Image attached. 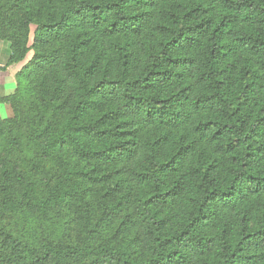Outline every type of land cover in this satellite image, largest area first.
I'll return each instance as SVG.
<instances>
[{
	"label": "trees",
	"instance_id": "obj_1",
	"mask_svg": "<svg viewBox=\"0 0 264 264\" xmlns=\"http://www.w3.org/2000/svg\"><path fill=\"white\" fill-rule=\"evenodd\" d=\"M0 41V264H264V0H0Z\"/></svg>",
	"mask_w": 264,
	"mask_h": 264
},
{
	"label": "crops",
	"instance_id": "obj_2",
	"mask_svg": "<svg viewBox=\"0 0 264 264\" xmlns=\"http://www.w3.org/2000/svg\"><path fill=\"white\" fill-rule=\"evenodd\" d=\"M10 56V46L6 42L0 41V97H6L12 94L16 87V75L28 62L26 60L22 63L6 67ZM30 57L31 54L28 56V59ZM0 115L5 119L12 118V108L7 104H1Z\"/></svg>",
	"mask_w": 264,
	"mask_h": 264
},
{
	"label": "rangeland",
	"instance_id": "obj_3",
	"mask_svg": "<svg viewBox=\"0 0 264 264\" xmlns=\"http://www.w3.org/2000/svg\"><path fill=\"white\" fill-rule=\"evenodd\" d=\"M6 44H8V43H6ZM8 46H9V44H8ZM16 88H17V83H16V87H15V89L13 90V92H12V94H10V95H13L14 93H15V91H16ZM10 95H8V96H10ZM11 107V106H10ZM12 108V107H11ZM13 111V110H12ZM2 117V116H1ZM3 118V117H2ZM3 119H5V118H3Z\"/></svg>",
	"mask_w": 264,
	"mask_h": 264
}]
</instances>
